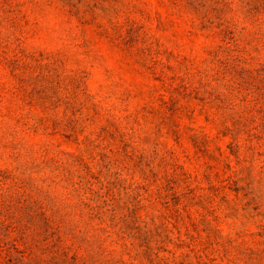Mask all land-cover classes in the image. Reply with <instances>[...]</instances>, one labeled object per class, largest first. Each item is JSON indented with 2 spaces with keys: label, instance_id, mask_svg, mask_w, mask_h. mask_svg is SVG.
Returning <instances> with one entry per match:
<instances>
[{
  "label": "rangeland",
  "instance_id": "rangeland-1",
  "mask_svg": "<svg viewBox=\"0 0 264 264\" xmlns=\"http://www.w3.org/2000/svg\"><path fill=\"white\" fill-rule=\"evenodd\" d=\"M0 264H264V0H0Z\"/></svg>",
  "mask_w": 264,
  "mask_h": 264
}]
</instances>
